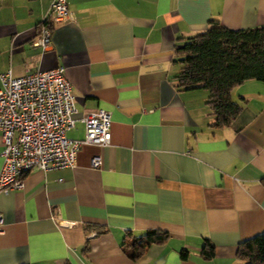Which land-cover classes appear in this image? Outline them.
I'll use <instances>...</instances> for the list:
<instances>
[{
    "label": "crops",
    "instance_id": "obj_1",
    "mask_svg": "<svg viewBox=\"0 0 264 264\" xmlns=\"http://www.w3.org/2000/svg\"><path fill=\"white\" fill-rule=\"evenodd\" d=\"M50 1L0 0V73L63 68L76 109L66 137L108 111L110 141L0 193V264H241L239 245L264 234V83L235 87L240 113L214 129L207 92L176 87L174 50L212 20L264 27V0H66L72 20L50 26L43 50ZM148 231L166 238L130 259Z\"/></svg>",
    "mask_w": 264,
    "mask_h": 264
},
{
    "label": "built area",
    "instance_id": "obj_2",
    "mask_svg": "<svg viewBox=\"0 0 264 264\" xmlns=\"http://www.w3.org/2000/svg\"><path fill=\"white\" fill-rule=\"evenodd\" d=\"M71 20L66 0H51L34 45L45 50L51 40L50 26ZM74 104L70 83L61 67L18 78L12 77L10 71L0 73V193L22 189V177L29 171L72 168L83 145L109 144L108 111L84 117L82 140L66 137L74 127ZM100 165L101 158L93 157L90 166L97 169Z\"/></svg>",
    "mask_w": 264,
    "mask_h": 264
},
{
    "label": "trees",
    "instance_id": "obj_3",
    "mask_svg": "<svg viewBox=\"0 0 264 264\" xmlns=\"http://www.w3.org/2000/svg\"><path fill=\"white\" fill-rule=\"evenodd\" d=\"M174 53L181 65L176 87L207 92L214 129L226 128L238 117L240 106L230 98L235 87L251 80L264 83V27L229 30L212 20L204 32L177 45ZM261 183L264 185V179ZM165 238L163 233L146 232L132 241L133 254L128 257L135 260L148 246ZM201 256L211 259L213 246L206 243ZM180 258L185 259V253ZM237 258L241 264H264V234L241 243Z\"/></svg>",
    "mask_w": 264,
    "mask_h": 264
}]
</instances>
